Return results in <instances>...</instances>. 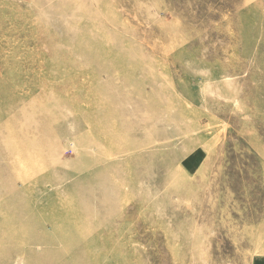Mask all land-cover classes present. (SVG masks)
<instances>
[{
	"label": "rangeland",
	"instance_id": "obj_1",
	"mask_svg": "<svg viewBox=\"0 0 264 264\" xmlns=\"http://www.w3.org/2000/svg\"><path fill=\"white\" fill-rule=\"evenodd\" d=\"M0 264H264V0H0Z\"/></svg>",
	"mask_w": 264,
	"mask_h": 264
}]
</instances>
